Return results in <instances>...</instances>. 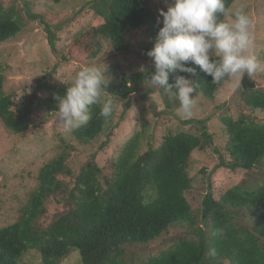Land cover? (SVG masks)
I'll use <instances>...</instances> for the list:
<instances>
[{"label":"trees","instance_id":"16d2710c","mask_svg":"<svg viewBox=\"0 0 264 264\" xmlns=\"http://www.w3.org/2000/svg\"><path fill=\"white\" fill-rule=\"evenodd\" d=\"M63 0H54L60 3ZM235 0H225L231 7ZM91 8L104 22L77 33L63 50L58 49L55 31L45 26L53 51L65 61L87 63L95 58L102 45L109 42L115 50H127L126 33L147 26L148 53L154 45L161 23L142 0H93ZM22 31L12 11H0V45ZM57 65L35 78L33 93L4 91V75L0 65V119L14 134L26 132L35 113L58 111V96H63L71 83L56 79ZM195 75L178 73L195 81L199 87L193 95L213 99L219 85L200 68ZM155 69L131 74L119 66L109 73L113 82L106 90L115 98L128 99L142 90L145 76ZM170 74L169 83L174 81ZM166 108L174 111L178 102L160 89ZM241 109L237 118L223 117L227 134L225 161L230 169L264 172V87H238ZM87 125L71 131L75 144L94 141L110 122L99 116L100 105L90 107ZM208 119H188L196 123L190 130L169 131L155 137L140 148L141 134L129 139L117 159L101 165L87 161L75 173L69 165V153L59 154L45 162L36 175L37 185L18 219L0 228V264H21L30 249L38 251L41 264H59L71 251L78 250L82 264H264V177L251 183L228 188L216 197L208 192L202 201V218L210 224V232L196 226L192 207L186 194L192 189L189 163L196 149L209 148L213 134ZM70 151L74 144L67 143ZM70 177L64 180L61 176ZM65 209L44 225L40 222L47 212L50 198H59ZM188 223L190 235L162 248L157 254L136 257L133 248L147 246L173 226ZM194 235V236H193ZM129 251L131 254H129Z\"/></svg>","mask_w":264,"mask_h":264},{"label":"rangeland","instance_id":"374dc122","mask_svg":"<svg viewBox=\"0 0 264 264\" xmlns=\"http://www.w3.org/2000/svg\"><path fill=\"white\" fill-rule=\"evenodd\" d=\"M92 1L63 0L56 3L54 0H0V11H12L22 25L21 32L0 45L5 93H33L35 78L55 64L56 79L71 84L75 74L89 65L105 69L109 83L114 81V76L109 72L118 66L128 74L142 72L141 68L145 71L154 69L152 60L145 51L148 41L147 26L137 27L126 33L125 38L129 43L127 50H115L109 42H105L98 55L87 63L65 61L61 53L52 50L45 26L55 31L57 47L63 50L77 33L104 22L92 10ZM142 1L153 10L157 21L159 11H167L173 4V0ZM241 6L253 21V52L264 63V0H235L231 8L235 10ZM160 20L162 21V17ZM243 77L228 78L213 99L201 95L196 97L194 114L189 118L208 119V129L213 134V143L209 148L196 149L191 155L189 173L192 189L186 194L196 226H202L210 234L211 225L205 224L202 218L205 194L212 192L219 197L244 179L255 183L264 177V172L258 168L248 171L242 168L230 169L223 165L227 141L223 117L239 116L241 109L237 91ZM250 80L256 84V88L258 84L264 87V72L253 74ZM103 97L113 101L114 114L104 131L86 145L75 144L71 131H66L58 121V111L50 114L35 113L30 128L21 134L10 132L0 119V228L18 219L31 192L36 188V175L41 166L59 154L69 153V165L77 173L89 160L104 165L117 159L126 142L136 134H141L140 148L143 149L158 135L175 130H190L196 126V123H185L188 119L178 117V107L174 111L167 109L159 88H151L147 82L143 84L142 90L133 93L129 108L126 106L128 99L115 98L109 91L103 93ZM257 114L264 120V112L258 111ZM67 143L74 144L76 150L70 151L66 147ZM61 178L71 180L65 175ZM59 199L60 197L48 200L47 212L40 220L42 224L48 225L55 214L65 209L64 203ZM187 234L191 236L188 223L173 226L163 236L152 241L149 247L133 248V253L137 258L149 252L157 254L162 248ZM20 262L41 264L42 257L38 251L30 249ZM59 264H82L80 252L71 251Z\"/></svg>","mask_w":264,"mask_h":264},{"label":"clouds","instance_id":"9594fccd","mask_svg":"<svg viewBox=\"0 0 264 264\" xmlns=\"http://www.w3.org/2000/svg\"><path fill=\"white\" fill-rule=\"evenodd\" d=\"M157 22L163 26L147 53L155 71L145 76V81L178 102L180 119L193 116L197 96L193 93L199 87L178 74L195 75L196 68L189 63L211 76L217 85L226 78L264 72V63L253 52V21L243 6L233 10L225 0H173L167 11H159ZM170 74H175L172 83ZM108 84L105 69L100 66H85L75 74L64 95L56 98L57 119L66 131L87 125L92 105H100V117L108 119L112 115L113 101L103 97Z\"/></svg>","mask_w":264,"mask_h":264},{"label":"water","instance_id":"95a60500","mask_svg":"<svg viewBox=\"0 0 264 264\" xmlns=\"http://www.w3.org/2000/svg\"><path fill=\"white\" fill-rule=\"evenodd\" d=\"M241 85L244 89L256 87V84L250 80V77L247 76V74H245L242 78Z\"/></svg>","mask_w":264,"mask_h":264}]
</instances>
